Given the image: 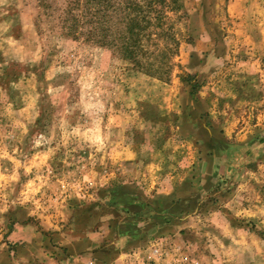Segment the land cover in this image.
Here are the masks:
<instances>
[{"label": "rangeland", "instance_id": "rangeland-1", "mask_svg": "<svg viewBox=\"0 0 264 264\" xmlns=\"http://www.w3.org/2000/svg\"><path fill=\"white\" fill-rule=\"evenodd\" d=\"M45 1L0 0V264L110 241L119 195L148 234L72 264H264V0H101L116 48Z\"/></svg>", "mask_w": 264, "mask_h": 264}, {"label": "crops", "instance_id": "crops-1", "mask_svg": "<svg viewBox=\"0 0 264 264\" xmlns=\"http://www.w3.org/2000/svg\"><path fill=\"white\" fill-rule=\"evenodd\" d=\"M195 56L196 57H194L191 63L192 69L196 68L195 66L200 62V60L198 59L200 58V56L199 55H195ZM121 192L126 193V191H121ZM118 201L121 204V206L118 207V209L112 210L111 220L109 223V225H111L112 227V232L110 234L113 236L111 237L109 235L110 236L109 238H111L110 241L104 240L102 242L96 243L95 242L96 239H90L89 237H79L76 239L77 243L69 245L68 247L66 246L64 247L67 249L66 254L64 251H62L61 254L60 252L57 253V257L60 258L59 260L60 262L57 261L50 262L49 261L50 258L48 256L43 255L44 257H42V254H39L37 252V253H33L34 255L30 253L31 258H29L28 264H72V259L75 256L82 257L84 252H86L87 256L91 255V257H95V258H105L102 249H104V247L107 245L108 247L110 246L108 248L110 254H107L106 258L120 260V258H122L124 254H127V252L124 251L125 250L124 248L123 249L119 248L117 242H119L118 244H121L120 242L122 241L126 242L127 244L128 243L134 244L136 242L138 243V241L143 238V235L148 234V230L150 228H147L148 227L147 224L145 225L141 224L143 220L142 219L143 216H141L140 214L136 215L133 212L132 214L128 213L130 209H127V206L135 207L137 205L129 197H126L124 195H119ZM136 212L140 213V211H136ZM136 218L138 219L135 220ZM134 223L136 225H134ZM159 230L160 228L159 229L157 228V232ZM87 233L88 234L92 233L93 235H97L96 234L97 230L94 229L92 230V232H87ZM86 234L82 233V235H86ZM47 244L48 243H46V245L42 247L43 250H45L48 253H51V251L56 250V248H54L51 244L48 246ZM43 258L46 261H44ZM95 258H92L91 261H93L94 259V261H96L97 263L98 260Z\"/></svg>", "mask_w": 264, "mask_h": 264}, {"label": "trees", "instance_id": "trees-1", "mask_svg": "<svg viewBox=\"0 0 264 264\" xmlns=\"http://www.w3.org/2000/svg\"><path fill=\"white\" fill-rule=\"evenodd\" d=\"M44 2L46 1L41 0L42 6H44ZM100 2L101 0H58L56 6L46 4L45 9H53L59 13V23L67 37L80 39L84 36L87 41L95 40L111 48H116L118 43H116L115 37H111L109 31L100 32ZM85 29L86 31H84ZM122 44L124 46L123 41ZM125 50L128 52L127 48Z\"/></svg>", "mask_w": 264, "mask_h": 264}, {"label": "built area", "instance_id": "built-area-1", "mask_svg": "<svg viewBox=\"0 0 264 264\" xmlns=\"http://www.w3.org/2000/svg\"><path fill=\"white\" fill-rule=\"evenodd\" d=\"M88 264H96V263H88Z\"/></svg>", "mask_w": 264, "mask_h": 264}]
</instances>
